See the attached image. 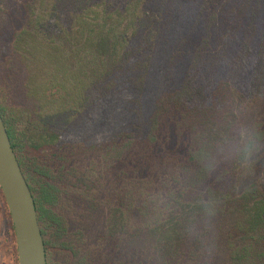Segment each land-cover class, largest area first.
<instances>
[{"label": "rangeland", "instance_id": "obj_1", "mask_svg": "<svg viewBox=\"0 0 264 264\" xmlns=\"http://www.w3.org/2000/svg\"><path fill=\"white\" fill-rule=\"evenodd\" d=\"M10 1L0 0V8ZM89 1L58 0L62 20L56 19V25L72 23L73 16ZM98 1L114 9L127 0ZM182 2L145 0L144 25L140 26L145 30L133 37L131 43L134 42L137 57L144 50L149 54L134 62L133 77L144 78L148 88H155L153 104L158 98L170 99L176 91L197 97V110L180 118L166 107L157 130V143L185 153L189 146L196 148L198 140L206 142L214 154L210 173L201 176L200 168L186 166L180 179L170 182L164 190L169 208L164 211L166 216H161L163 220L152 228L142 218L141 207L146 196L141 199L136 196L134 200L133 192L136 195L139 188L137 181L136 187L133 185L136 179L133 157L125 163L107 161L109 146L84 151L81 160L75 158L71 163L69 184L74 196L63 204V213L69 221L86 223L82 236L88 240L83 243L74 226L61 238L49 229V264L78 261L82 264H248L249 252L244 249L249 226L256 206L264 199V166L259 171L256 168L258 151H254V143L250 142L258 137L260 146L264 147V79L261 78L264 58L255 64L250 62L252 49L258 43L255 45L250 38L247 26L257 22L264 26V19L258 17L264 14V0H202L199 9L185 16ZM175 8L178 10L172 12ZM240 43L246 49L237 50ZM9 52L0 35V103L17 110L25 107L22 102L26 96L27 70L17 56L11 59ZM160 56L164 58L162 66L156 65ZM40 69L42 73L36 76L37 80L47 79L49 68ZM23 155L37 160L42 157L29 146H25ZM109 155L115 158L119 152L115 149ZM124 168L132 186L125 202L120 203L112 193L120 182L118 172ZM82 177H87L85 185ZM250 184H257L251 194L246 193ZM211 190L217 195L213 201L216 205L212 209L211 203L203 209V201ZM94 199L100 205L99 210L94 211L89 203ZM117 204L131 212L130 220L121 226H114L112 211ZM171 224L175 234L168 241L162 234ZM259 229L264 231V226ZM237 252L245 254L240 261L235 259ZM0 264H19L16 238L1 187Z\"/></svg>", "mask_w": 264, "mask_h": 264}, {"label": "trees", "instance_id": "obj_2", "mask_svg": "<svg viewBox=\"0 0 264 264\" xmlns=\"http://www.w3.org/2000/svg\"><path fill=\"white\" fill-rule=\"evenodd\" d=\"M201 1L183 0L184 16L199 9ZM57 3L58 0H11L0 8V35L10 50L8 56L11 59L17 56L27 70L26 96L22 102L25 107L9 109L0 103V110L35 197L46 249L51 243L47 237L49 229L57 238L63 237L73 226L81 236L85 232L86 223L69 221L63 213V204L74 196L69 184L72 181L71 163L75 158L81 160L84 151L109 146L107 161L125 163L133 157L136 164L133 185L136 187L137 181L139 188L136 195L133 192L134 200L136 196L140 199L146 196L141 207L142 218L152 228L154 223L163 220L161 216H166L164 211L169 208V198L164 190L170 182H177L189 164L200 168L201 176L209 174L211 156L214 155L209 145L201 140L196 148L189 146L185 153L157 143V130L167 106L180 118L192 114L199 104L197 97L185 96L182 91H176L170 99L158 98L153 104L155 88H148L144 78L133 77L134 62L149 54L144 50L137 57L134 42L131 43L133 37L145 30L140 28L144 25L142 8L145 0H127L123 6L114 9L105 2L90 0L73 16L74 21L66 25L62 22L56 25V19L62 20ZM258 17L262 20L264 14ZM247 28L254 44L258 43L252 49L250 60L255 64L264 58V26L257 22L250 23ZM242 48L246 49L241 44L237 50ZM163 62L164 58L160 56L156 65L162 66ZM42 66L49 68V76L37 80ZM155 74L157 76V70ZM28 97L33 101H26ZM150 112L153 114L149 117ZM259 141L258 137L250 141L254 143V151H258L255 158L258 171L264 166V147ZM25 146L37 150L42 157L37 160L24 156ZM115 149L119 155L112 158L109 152ZM125 169L118 172L120 182L112 193L120 203H124L130 194L131 183ZM257 175L260 182L258 172ZM87 181L84 177L83 185ZM255 185L250 184L246 193H253L257 189ZM216 198L215 191L211 190L203 201V209L211 203L213 209ZM262 201L256 206L249 226V239L244 249L249 252L248 264H264V231L259 229L264 226V199ZM89 203L94 211L99 210L100 205L95 199ZM130 213L117 204L112 211L114 226L128 222ZM174 228L171 224L163 230L162 235L168 241L175 234ZM82 239L83 243L88 240L83 236ZM77 252L76 247V255ZM240 253L235 255L238 261L245 257ZM77 264L82 263L78 261Z\"/></svg>", "mask_w": 264, "mask_h": 264}, {"label": "water", "instance_id": "obj_3", "mask_svg": "<svg viewBox=\"0 0 264 264\" xmlns=\"http://www.w3.org/2000/svg\"><path fill=\"white\" fill-rule=\"evenodd\" d=\"M0 185L17 234L19 264H47V251L35 197L14 150L0 110Z\"/></svg>", "mask_w": 264, "mask_h": 264}, {"label": "flooded vegetation", "instance_id": "obj_4", "mask_svg": "<svg viewBox=\"0 0 264 264\" xmlns=\"http://www.w3.org/2000/svg\"><path fill=\"white\" fill-rule=\"evenodd\" d=\"M0 187H1V185H0ZM1 189H2V187H1ZM2 191H3V190H2ZM3 195H4V198H5L6 202H7V199H6V196H5L4 192H3ZM7 205H8V203H7ZM8 213H9V215H10V220H11V223H12V228H13V230H14V234H15V238H16V247H17L18 261H19V252H18L17 234H16V230H15V226H14V221H13V218H12V214H11V210H10V208H9V205H8ZM46 251H47V249H46ZM47 261H48V260H47Z\"/></svg>", "mask_w": 264, "mask_h": 264}]
</instances>
